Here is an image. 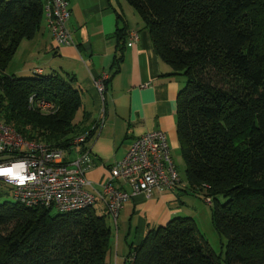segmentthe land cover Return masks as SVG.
Instances as JSON below:
<instances>
[{
	"label": "trees",
	"instance_id": "1",
	"mask_svg": "<svg viewBox=\"0 0 264 264\" xmlns=\"http://www.w3.org/2000/svg\"><path fill=\"white\" fill-rule=\"evenodd\" d=\"M154 51L183 77L176 135L187 189L204 192L226 240L224 264H264V0H123ZM44 21L41 0H0V122L24 140L68 151L94 135L69 75L5 74L22 41ZM110 78L123 61L126 30L115 32ZM44 100L50 112L30 108ZM84 149V147H83ZM186 188L182 189L185 190ZM52 209L0 204V264H110L113 237L94 205ZM125 264H220L188 217H174L129 244Z\"/></svg>",
	"mask_w": 264,
	"mask_h": 264
},
{
	"label": "crops",
	"instance_id": "2",
	"mask_svg": "<svg viewBox=\"0 0 264 264\" xmlns=\"http://www.w3.org/2000/svg\"><path fill=\"white\" fill-rule=\"evenodd\" d=\"M66 2L70 9L67 30L74 46H57L43 21L35 37L19 45L14 57L21 51V62L25 61L15 74L30 72L34 75L40 70V75L48 71V75L75 78V87L81 93L82 115L88 117L87 125L96 127L93 137L83 147L93 163L86 176L91 182L87 190L97 195L109 168L124 157L137 137L159 131L165 136L169 152L178 150L176 99L184 81L170 75L169 68L156 55L138 16L123 0ZM120 29L126 30L123 61L119 73L110 78V67L117 54L115 32ZM132 32L138 34V40L128 46ZM40 59L44 63L36 66L35 60ZM104 74L108 80L102 101L95 82ZM75 156L76 151H69L65 159L71 161ZM184 188L181 185L173 191L153 190L149 197L138 194L124 203L113 223L116 227L118 220L121 221V226L126 228V238L122 239L120 233L113 242L110 264H113L114 253L126 262L129 244L138 245L149 230L164 226L179 214L174 203L178 189ZM96 203L106 214L102 202ZM130 237L132 241L128 243Z\"/></svg>",
	"mask_w": 264,
	"mask_h": 264
},
{
	"label": "built area",
	"instance_id": "3",
	"mask_svg": "<svg viewBox=\"0 0 264 264\" xmlns=\"http://www.w3.org/2000/svg\"><path fill=\"white\" fill-rule=\"evenodd\" d=\"M42 9L45 27L55 44L74 46L67 30L70 9L66 0H43ZM137 40L138 34L130 33L128 46ZM35 72L41 74L40 70ZM107 80L108 76L104 74L95 82L102 101ZM34 97L28 99L30 108L51 111L50 103ZM91 130H96V127ZM85 139V135L76 138L70 149L64 151L26 141L0 122V169L7 170L9 175L24 177L23 182H18L15 178L9 179V175H3L0 182L10 186L16 202L28 208L42 207L58 213H70L92 207L100 201L114 223L124 203L134 196L143 194L149 197L153 190L173 191L182 185L165 136L156 131L134 140L124 157L109 168L100 192L94 195L87 190L91 182L86 176L93 163L88 150L82 148ZM69 151H76V156L66 161L65 155Z\"/></svg>",
	"mask_w": 264,
	"mask_h": 264
},
{
	"label": "rangeland",
	"instance_id": "4",
	"mask_svg": "<svg viewBox=\"0 0 264 264\" xmlns=\"http://www.w3.org/2000/svg\"><path fill=\"white\" fill-rule=\"evenodd\" d=\"M6 2L13 1V0H4ZM21 51L18 55H16L12 61L9 64V67L6 69L5 74L9 76H15L17 78H25L33 75L32 73L28 74H15V71L19 70L25 61V59L21 62ZM43 60H35V65H41L43 64ZM29 65V64H28ZM34 66L33 64H30ZM45 75H48V71H46ZM183 81L185 79L183 77H179ZM82 116V110H80L77 115L76 119L78 120ZM170 158L172 160V163L174 165V169L177 172L179 179L181 181V184L185 186V190L178 189L176 193V202L174 205L176 206V209L178 210L179 214L176 217H188L191 218L199 231V233L203 236V238L208 242L212 252L214 255L219 258L220 264L223 263L225 249H226V240L224 237L218 235L216 231L213 228L211 217H212V211H213V205L209 204L206 199L204 198V192H192L190 189H187V182L185 178V166L184 162L182 160V157L180 155L179 149L177 151H171L170 150ZM12 188L2 182H0V204L6 202V203H17L13 196ZM103 204V203H102ZM105 207V205L103 204ZM94 210L96 215L103 216V210L100 204L94 205ZM52 215L57 214L56 210H52ZM120 220H118V224L114 225L112 219L110 217H106V223L111 229L113 242H116L117 236H120L124 239L126 238V233L124 230V227L121 226ZM124 231V232H123ZM123 232V234H122ZM122 239L121 242H122ZM132 241L131 237L128 243ZM123 244L126 246L125 241L123 240ZM115 246V245H114ZM114 258L112 259L113 264H125L122 258L116 257L114 253ZM117 259V263H116Z\"/></svg>",
	"mask_w": 264,
	"mask_h": 264
},
{
	"label": "clouds",
	"instance_id": "5",
	"mask_svg": "<svg viewBox=\"0 0 264 264\" xmlns=\"http://www.w3.org/2000/svg\"><path fill=\"white\" fill-rule=\"evenodd\" d=\"M3 175H9L8 171L7 170H3V169H0V176H3ZM17 179L18 182H23V179L24 177H20L18 174L17 176H12V175H9V179ZM34 179V177H32Z\"/></svg>",
	"mask_w": 264,
	"mask_h": 264
}]
</instances>
